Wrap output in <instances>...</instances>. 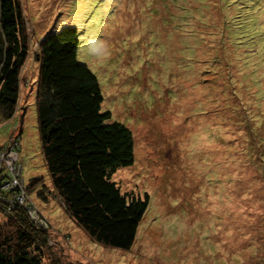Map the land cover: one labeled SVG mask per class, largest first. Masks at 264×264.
Listing matches in <instances>:
<instances>
[{"label":"rangeland","instance_id":"374dc122","mask_svg":"<svg viewBox=\"0 0 264 264\" xmlns=\"http://www.w3.org/2000/svg\"><path fill=\"white\" fill-rule=\"evenodd\" d=\"M21 3L30 50L19 112L0 111V162L19 168L44 220L16 203L47 231L45 263L264 264V0ZM64 25L79 29L78 58L99 78L102 108L133 131L134 161L113 173L123 191L149 193L129 249L95 241L73 219L44 160L36 53ZM33 177L48 197L28 190ZM1 206L0 219L15 213Z\"/></svg>","mask_w":264,"mask_h":264},{"label":"trees","instance_id":"16d2710c","mask_svg":"<svg viewBox=\"0 0 264 264\" xmlns=\"http://www.w3.org/2000/svg\"><path fill=\"white\" fill-rule=\"evenodd\" d=\"M29 39L21 0H0V111L5 118L21 106ZM79 45V29L73 25L49 31L40 40L36 107L42 152L53 191L73 219L95 241L129 249L149 193L123 191L113 179L117 168L134 161L133 131L102 108L99 78L79 60ZM38 185V192L48 197L44 177H33L28 190ZM13 207L14 214L0 219V264H46V229L32 225L24 207Z\"/></svg>","mask_w":264,"mask_h":264},{"label":"built area","instance_id":"2783aa9c","mask_svg":"<svg viewBox=\"0 0 264 264\" xmlns=\"http://www.w3.org/2000/svg\"><path fill=\"white\" fill-rule=\"evenodd\" d=\"M17 142V141H16ZM17 148L12 150H19V143L17 142ZM2 155H0L1 160ZM17 161V160H16ZM22 165V164H21ZM0 171H3V180L0 183V204L2 205L3 202L7 203V206L14 205V203H20V200L25 201V205H27L29 212L28 214L31 216L33 223H43L44 220L36 212V209H31L32 206L29 204L30 201L26 197V183L23 175L22 182L19 181L18 175L20 174V170L18 167L15 166L13 163L12 165H6L5 162H0ZM11 195L12 198H6L5 195ZM13 203V204H12ZM39 211V210H38Z\"/></svg>","mask_w":264,"mask_h":264}]
</instances>
